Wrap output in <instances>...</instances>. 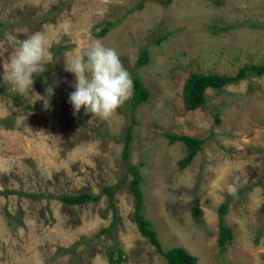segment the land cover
<instances>
[{"label":"rangeland","instance_id":"obj_1","mask_svg":"<svg viewBox=\"0 0 264 264\" xmlns=\"http://www.w3.org/2000/svg\"><path fill=\"white\" fill-rule=\"evenodd\" d=\"M0 21V264H110L113 247L124 251L122 264H167L134 222L132 176L121 157L128 126V162L143 163L145 216L162 246L186 248L197 264H264V74L207 88L194 110L183 100L190 72L233 75L264 62V0H0ZM35 32L45 34L50 62L21 93L3 82L2 63L13 51L9 36ZM95 41L114 48L130 74L148 49L138 73L150 95L134 113L130 98L107 120L83 108L74 114L75 76L64 60ZM167 134L204 142L180 168L186 147ZM236 178L232 196L227 188ZM119 182L118 218L108 234L96 235L112 220L107 195L84 204L58 198ZM228 197L233 236L220 255L217 208ZM192 201L202 223L194 221Z\"/></svg>","mask_w":264,"mask_h":264},{"label":"trees","instance_id":"obj_2","mask_svg":"<svg viewBox=\"0 0 264 264\" xmlns=\"http://www.w3.org/2000/svg\"><path fill=\"white\" fill-rule=\"evenodd\" d=\"M116 23L117 20L107 22L106 25L102 28V34H104L109 29V27ZM2 26H4V22L0 21V27ZM164 37L165 35L157 37V42L161 41ZM148 59V49L142 48L137 57L135 68L131 74L134 83L133 93L130 101V109L132 113H134L137 107L145 102L150 95L149 89L144 85L141 80V76L138 73L139 68L145 65L148 62ZM248 73L259 76L263 75L264 62L245 64L239 67L238 71L233 75L190 72L183 86V100L185 109L194 110L202 106L206 101L205 90L207 88L220 89L226 84L236 83L244 79L248 75ZM23 106L24 108L26 107L32 110H36L35 107H30L28 105ZM53 108L58 109V106L55 104ZM131 119L132 121H134L133 116ZM215 121L219 122V117H215ZM2 122L3 124L8 123L7 120H3ZM131 133V126H128L126 132L124 133V144L121 152V157L125 164L126 170L132 176L129 180L128 185L135 199L133 218L139 232L143 236H145L148 239L149 243L155 247L156 251L165 258L167 264H197L196 256L182 246H174L165 249L157 236V231L153 223L145 216L144 194L140 185L142 179L141 166L143 163L140 162L138 165H133L128 162V158L130 156V143L132 141ZM166 136L168 137L169 142L172 143L179 140L182 141L186 147V155L178 161L180 168H183L190 163L196 153L202 148V144L204 142L203 138H197L185 134H167ZM120 186L121 182L115 183L114 185L108 187H104L99 193L83 192L79 194L62 195L58 198L59 200L67 204H84L86 202H97L103 194L107 195L109 205L112 209V220L107 226L101 228L97 232L96 235L100 236L110 233L116 224L118 214L116 205L114 203V193L118 188H120ZM9 193L26 194L22 191H2V194L4 195H7ZM229 203L230 199L228 197L224 201H222L217 208V245L218 253L220 255H224L227 244L233 236L231 228L225 222V214H227L229 210ZM190 207L193 213L194 221L197 223H202V219L199 216L200 209L197 204L192 201ZM76 246L77 245H73L70 248H64L61 250L72 251L76 248ZM124 255V251L120 247H113L107 250V257L110 264H122L125 259Z\"/></svg>","mask_w":264,"mask_h":264},{"label":"clouds","instance_id":"obj_3","mask_svg":"<svg viewBox=\"0 0 264 264\" xmlns=\"http://www.w3.org/2000/svg\"><path fill=\"white\" fill-rule=\"evenodd\" d=\"M8 41L13 51L2 63V79L23 93L32 88L34 76L47 71L45 65L50 62V54L46 36L43 32H35L22 40L9 36ZM64 70L75 76V90L69 95L74 114L83 108L85 114L107 120L132 96L134 83L131 74L117 51L100 41L67 56ZM48 91L52 93L51 88ZM48 106L46 102L45 107ZM238 187L239 178H236L228 185L229 195L236 196Z\"/></svg>","mask_w":264,"mask_h":264}]
</instances>
